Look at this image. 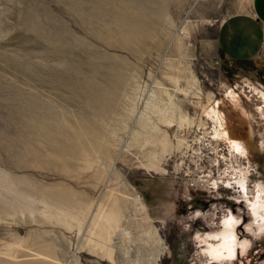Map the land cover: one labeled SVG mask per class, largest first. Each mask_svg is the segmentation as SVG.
Masks as SVG:
<instances>
[{
	"label": "rangeland",
	"instance_id": "rangeland-1",
	"mask_svg": "<svg viewBox=\"0 0 264 264\" xmlns=\"http://www.w3.org/2000/svg\"><path fill=\"white\" fill-rule=\"evenodd\" d=\"M248 7L0 0V264H264V40L213 43Z\"/></svg>",
	"mask_w": 264,
	"mask_h": 264
},
{
	"label": "crops",
	"instance_id": "crops-1",
	"mask_svg": "<svg viewBox=\"0 0 264 264\" xmlns=\"http://www.w3.org/2000/svg\"><path fill=\"white\" fill-rule=\"evenodd\" d=\"M213 38L216 53L232 61L258 56L264 40V0H249L248 9L223 18Z\"/></svg>",
	"mask_w": 264,
	"mask_h": 264
},
{
	"label": "bare ground",
	"instance_id": "bare-ground-1",
	"mask_svg": "<svg viewBox=\"0 0 264 264\" xmlns=\"http://www.w3.org/2000/svg\"><path fill=\"white\" fill-rule=\"evenodd\" d=\"M217 114L215 112V117H216L215 121L220 124L221 119H220L219 115H217ZM39 128H41V126ZM50 135H51V133L49 134V136ZM231 143L233 144L234 147H237V148L240 145V142L238 140L233 139V138L231 140ZM133 198H134V202L137 201L141 208L144 207L143 202L141 201V199H139V197L137 195L133 196ZM251 198L249 196L246 197V199L248 200V204L251 207L250 211L252 214V219L255 221H258V219H260V213L259 212H262L260 210L264 209V202L262 201V199L260 200V198H261L260 193L253 194V198L252 199ZM236 217L232 213L227 214L223 218V220H221L222 221V227H221L220 231L208 234V237L213 238V240H214V241H208L207 240L206 241L207 245L205 244L206 245L205 251L212 258L211 262L232 257V255L234 253L235 242H236L234 225L238 223ZM242 243H244V242H242Z\"/></svg>",
	"mask_w": 264,
	"mask_h": 264
},
{
	"label": "built area",
	"instance_id": "built-area-1",
	"mask_svg": "<svg viewBox=\"0 0 264 264\" xmlns=\"http://www.w3.org/2000/svg\"><path fill=\"white\" fill-rule=\"evenodd\" d=\"M194 181H196V179L194 180ZM202 181V180H201ZM203 182V181H202Z\"/></svg>",
	"mask_w": 264,
	"mask_h": 264
}]
</instances>
